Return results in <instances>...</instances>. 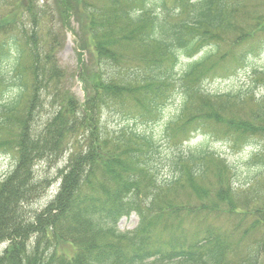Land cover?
Masks as SVG:
<instances>
[{"label": "trees", "instance_id": "16d2710c", "mask_svg": "<svg viewBox=\"0 0 264 264\" xmlns=\"http://www.w3.org/2000/svg\"><path fill=\"white\" fill-rule=\"evenodd\" d=\"M245 2L10 1L0 14V153L15 165L0 183V244H7L0 264L261 263L264 98L255 101L249 86L242 95L205 89L220 73L247 69L264 90V0L251 18ZM57 23L61 36L74 37L83 100L56 61ZM105 110L133 127L110 131ZM199 136L201 144L190 146ZM210 137L236 152L251 146V154L231 165L207 150ZM66 152L54 199L29 210L46 187L35 167ZM163 155L174 177L160 183L152 163ZM249 171L245 187L254 178L255 186L239 191V174ZM177 188L188 194L184 205L166 198ZM131 214L137 227L119 232Z\"/></svg>", "mask_w": 264, "mask_h": 264}, {"label": "rangeland", "instance_id": "374dc122", "mask_svg": "<svg viewBox=\"0 0 264 264\" xmlns=\"http://www.w3.org/2000/svg\"><path fill=\"white\" fill-rule=\"evenodd\" d=\"M11 0H0V14L4 13L7 8L8 4ZM39 4H42L43 0H38ZM245 9L243 10V15L247 13L248 17L251 18L254 11L261 12L263 4L262 0H246L245 2ZM52 5L50 1V6ZM254 16V15H253ZM55 18L57 20V17L55 15ZM53 26H54V19H53ZM60 25L57 23V26L53 29V36L50 39V42H52V45L55 47L57 44H60L58 46L57 52H56V61L58 65L63 69L65 74V86L71 90V92L78 98H82V92L80 90V85L77 82L76 74H77V68H78V55L75 51V44L73 42V36L66 30V33L64 35H60L59 29ZM50 25H46L44 27V31H50L49 30ZM70 28L77 29L78 25L75 21H70ZM63 31V29L61 30ZM259 40H264V33L259 36ZM224 46L229 49L227 45L224 44ZM200 56V55H199ZM82 60L84 62H88L89 56L88 54L84 53L82 55ZM255 65L259 66L260 63L257 62ZM247 69L244 71H241L237 74H235L232 77L229 78H221L220 74H218L217 78L211 81H208L205 85V89L213 94H223V93H232L237 95L245 94L247 91V88H254L253 92L251 89V92L253 94V99L255 101H259L263 99L264 97V90L261 88H258L260 86L259 82H254V78L250 76ZM255 84V87L254 85ZM16 93H11L7 96L8 99L14 97ZM176 107L173 108V111H170V109L166 110V113L163 115L162 119L160 120L161 123H163L167 117L171 116L173 112L175 114ZM236 109H232L231 112H235ZM230 113V112H229ZM228 114V113H226ZM45 117L44 115V107L40 109L39 118L43 120ZM102 121L105 123L107 128L110 131H116L118 129H124L122 127H128V129L132 128L133 125L127 123L122 115L116 111V110H105L103 113V119ZM131 123V122H130ZM136 127L138 129L144 130L146 127L145 125L136 124ZM159 127L155 126L154 128L150 129V132L153 135L159 134ZM117 133V132H113ZM10 138V133L7 134ZM201 138L202 137H195L189 142V145L192 147L199 146L201 144ZM160 146H163V140H160L158 143ZM207 150L209 152L214 153L215 155H219L220 157L224 158L228 163L235 164V165H242V162L244 159H247V157L251 154V146H245L241 151H233L229 149L228 145L224 144L220 138H208L207 144H206ZM67 152L60 157L59 161L57 163H54L53 165L48 166L47 164H39L35 167L36 174L39 177H46V187L44 193L31 205L28 207L29 210H35L39 211L41 210L57 193L58 187L60 184V181L57 179L59 176L58 171L63 169L65 167V163L67 160L66 156ZM165 155V154H164ZM159 156L154 163H152L156 168L157 171V178L156 180L160 183H162L165 180H168L171 176L174 177L172 173V168H170L169 160L165 158V156ZM14 161L11 157L6 156L5 154L0 155V183L2 179L12 170L14 166ZM169 165V166H168ZM253 171L249 172H243L241 175L239 174V179L237 181V188L239 191L246 192L247 188L252 189L255 186L256 180H252V182L248 185V187H245V182L248 180H251L254 176ZM204 186L209 185V181L204 182ZM263 188V189H262ZM262 194H264V186L262 187ZM166 198H172L173 202L175 204L180 203L181 205L186 204L188 198V194L186 193V190L184 188H177L173 192L165 193ZM191 203H195L194 199H192ZM252 219L248 218L244 221L245 226L250 225ZM138 223V218L135 215H131L128 218H123L118 222V230L120 232L124 231H130L133 230ZM6 244H0V253L5 248ZM65 251H68L69 253H72V248L68 247L65 249ZM264 264V255L262 257L261 263Z\"/></svg>", "mask_w": 264, "mask_h": 264}]
</instances>
